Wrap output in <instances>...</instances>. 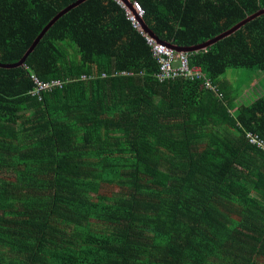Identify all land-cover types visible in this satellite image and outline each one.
I'll list each match as a JSON object with an SVG mask.
<instances>
[{
	"label": "trees",
	"instance_id": "1",
	"mask_svg": "<svg viewBox=\"0 0 264 264\" xmlns=\"http://www.w3.org/2000/svg\"><path fill=\"white\" fill-rule=\"evenodd\" d=\"M77 1L0 0V65ZM124 1L146 32L123 0H86L0 67V264H264V151L247 139L264 140V94L239 104L224 77L264 74V15L182 53L198 80L164 76L148 44L203 43L264 0ZM32 76L58 85L36 94Z\"/></svg>",
	"mask_w": 264,
	"mask_h": 264
},
{
	"label": "built area",
	"instance_id": "2",
	"mask_svg": "<svg viewBox=\"0 0 264 264\" xmlns=\"http://www.w3.org/2000/svg\"><path fill=\"white\" fill-rule=\"evenodd\" d=\"M126 17L132 22L134 28L138 30H144V25L142 21L143 11L137 3H132L131 8L125 6ZM146 32V31H145ZM148 44L153 47L154 56L162 64V69L164 76L169 77H183L190 80H198L204 77L202 71L197 67H190L188 64L187 55L182 53H174L169 47L165 44L157 42L152 36H148ZM163 79L161 75H158ZM36 84L35 93L38 94L39 91H45L53 88L58 85V82L51 81L48 83H41L35 77L32 76ZM247 139L252 145L260 148L264 151V140L259 138L254 134H247Z\"/></svg>",
	"mask_w": 264,
	"mask_h": 264
},
{
	"label": "water",
	"instance_id": "3",
	"mask_svg": "<svg viewBox=\"0 0 264 264\" xmlns=\"http://www.w3.org/2000/svg\"><path fill=\"white\" fill-rule=\"evenodd\" d=\"M86 0H78L76 3L71 4L69 6H67L65 9H63L61 12H59L47 25L46 27L41 31V33L39 34V36L35 39V41L33 42V44L29 47V49L27 50V52L25 53V55L23 56V58L18 61L16 64H12V65H0V67L2 68H15L20 66L21 64H23L27 58V56L33 51V49L35 48V46L37 45L39 39L44 35V33L63 15H65L68 11H70L71 9H73L74 7H76L77 5H79L80 3L84 2ZM125 6H127L128 8H131V4L124 1ZM264 15V9L258 10L256 13L249 15L248 17H246L245 19H243L242 21L236 23L233 27H231L230 29H228L227 31L217 35L216 37L207 40L203 43H199L197 45L194 46H190V47H176L175 45L172 44H167L166 45L173 50L176 53H188V54H193V53H197L200 51H204L208 48H210L211 46L215 45L217 42L223 40L224 38H227L229 36H231L232 34H234L235 32H237L238 30H240L245 24H247L248 22L260 17ZM147 30V29H146ZM148 31V30H147Z\"/></svg>",
	"mask_w": 264,
	"mask_h": 264
},
{
	"label": "crops",
	"instance_id": "4",
	"mask_svg": "<svg viewBox=\"0 0 264 264\" xmlns=\"http://www.w3.org/2000/svg\"><path fill=\"white\" fill-rule=\"evenodd\" d=\"M233 74L234 73H232V75ZM226 79L230 83H233L232 77H227ZM263 80H264L263 73H261L260 71H249L248 70L247 78H246L245 86H244V92H245V95L247 93H250V96H249V100L244 98V100L247 101L246 103H250L254 101L256 98H258L259 96H262L264 94V90L261 87V83ZM242 94L240 95V99H242L241 98Z\"/></svg>",
	"mask_w": 264,
	"mask_h": 264
},
{
	"label": "rangeland",
	"instance_id": "5",
	"mask_svg": "<svg viewBox=\"0 0 264 264\" xmlns=\"http://www.w3.org/2000/svg\"><path fill=\"white\" fill-rule=\"evenodd\" d=\"M232 73H234V74L232 75ZM247 73H248V70L247 69L238 68V69H230V70H227L226 74L224 75V77H226V78L227 77H232L233 78V84L234 85H235L236 81H238V83L240 82L241 88H242V92L240 93V95L242 93L243 94H242V97H241L242 99H236L239 104H245L244 98H246V99L249 100L250 93H247L245 95V92H244V86H245L244 80H245V77L247 76ZM261 87L264 90V80L261 83ZM238 96H239V92H238ZM105 189H104L105 191L109 192V194H111L113 196L119 194V193H117V191H118L117 188H114V187H105Z\"/></svg>",
	"mask_w": 264,
	"mask_h": 264
},
{
	"label": "clouds",
	"instance_id": "6",
	"mask_svg": "<svg viewBox=\"0 0 264 264\" xmlns=\"http://www.w3.org/2000/svg\"><path fill=\"white\" fill-rule=\"evenodd\" d=\"M166 45V44H165ZM167 46V45H166ZM168 47V46H167Z\"/></svg>",
	"mask_w": 264,
	"mask_h": 264
}]
</instances>
